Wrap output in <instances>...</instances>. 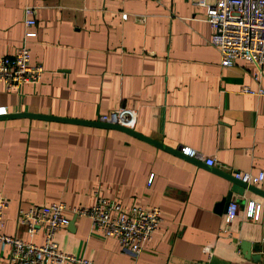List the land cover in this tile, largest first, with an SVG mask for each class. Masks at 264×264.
I'll list each match as a JSON object with an SVG mask.
<instances>
[{
	"label": "crops",
	"instance_id": "crops-1",
	"mask_svg": "<svg viewBox=\"0 0 264 264\" xmlns=\"http://www.w3.org/2000/svg\"><path fill=\"white\" fill-rule=\"evenodd\" d=\"M27 8L35 36L25 39ZM210 35L204 9L191 0H0V57L24 44L43 68L36 85L7 91L0 83L1 233L39 245L41 231L17 225L19 210L88 208L105 198L122 209H159L141 252L120 253L88 219L66 212L68 225L55 233L62 253L91 264H258L255 256L264 264V197L232 194L237 214L228 225L221 205L232 172L262 173L254 187L264 193V65L258 78L249 63L221 67ZM118 108L135 112L137 135L200 158L118 130L35 118L99 123ZM250 202L259 206L256 221L244 216ZM6 258L0 251V264Z\"/></svg>",
	"mask_w": 264,
	"mask_h": 264
},
{
	"label": "built area",
	"instance_id": "built-area-1",
	"mask_svg": "<svg viewBox=\"0 0 264 264\" xmlns=\"http://www.w3.org/2000/svg\"><path fill=\"white\" fill-rule=\"evenodd\" d=\"M195 7L204 9L205 21L211 29L208 43L218 52L219 65L231 67L237 62H245L254 66L257 78L264 65V0H214L206 4L204 0H191ZM24 38H33L35 33L30 30L34 20L30 17L31 9L24 11ZM127 16L124 15L123 18ZM43 68L31 64L29 53L22 44L10 57H0V83L7 91L15 90L19 85H36L40 82ZM256 79V77H255ZM243 92L248 95H262L257 89L252 92L247 88ZM5 109L0 107V116ZM98 122L132 129L135 112L126 108H118L98 116ZM180 153L190 159L198 160L199 155L189 148H180ZM207 167L215 163L211 159H203ZM233 179L249 186L262 182L263 174L252 175L248 172H232ZM151 177L147 180L150 183ZM6 203L0 196V251L6 250L7 264H91L82 257L62 253L55 242V233L68 225L65 213L74 218L84 217L89 220L90 231L101 238L115 240L120 253L138 255L161 222L158 208L130 207L122 209L112 200L97 198L88 208L67 207L63 203L49 205H32L17 213V225L23 227L28 234L37 231L42 233L39 245L23 242L16 237L1 233L3 227L2 213ZM259 206L248 203L245 218L256 221ZM237 214V204L228 203L222 216L223 223L228 225Z\"/></svg>",
	"mask_w": 264,
	"mask_h": 264
},
{
	"label": "water",
	"instance_id": "water-1",
	"mask_svg": "<svg viewBox=\"0 0 264 264\" xmlns=\"http://www.w3.org/2000/svg\"><path fill=\"white\" fill-rule=\"evenodd\" d=\"M16 116H27V117H35L34 115H31V114H18ZM35 118H40V119H45V120H54V121H58V122H64V123H71V124H79V125H88V126H96V127H100V128H103V129H113V130H118V131H121L123 133H126L128 135H131L133 137H136L142 141H145L159 149H162L164 151H166L167 153H171L173 154L174 156L176 157H179L181 159H184V160H194V159H190L184 155H182L179 151V149H170V148H167V147H164L162 145H160L159 143H156L154 141H151L143 136H140V135H137L136 133H134L133 131H131L130 129H125V128H122V127H119V126H116V125H109V124H104V123H90V122H84V121H76V120H70V119H63V118H57V117H47V116H43V117H35ZM227 181L230 183V188H229V191L227 192L226 196L224 197V199L222 200V204L223 205V209L225 211L227 205L229 202L232 201L231 199V195L232 194H235V195H238L239 197H242L243 194L245 192H248V193H252L254 195H259V196H262L264 197V193H260L258 191L257 188H255L254 186H249V185H245L243 183H241L240 181L238 180H235L233 179L232 176H229ZM247 245L246 244H242L241 245V251H245L246 253V257L248 256L249 257V253L246 252L247 250ZM251 259L258 263L259 264V257L255 256V257H251Z\"/></svg>",
	"mask_w": 264,
	"mask_h": 264
}]
</instances>
